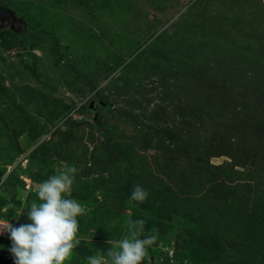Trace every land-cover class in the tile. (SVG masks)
Masks as SVG:
<instances>
[{"label": "rangeland", "instance_id": "rangeland-1", "mask_svg": "<svg viewBox=\"0 0 264 264\" xmlns=\"http://www.w3.org/2000/svg\"><path fill=\"white\" fill-rule=\"evenodd\" d=\"M0 5L18 19L0 30L6 219L29 223L39 183L73 165L86 212L68 264L136 219L143 264H264V0Z\"/></svg>", "mask_w": 264, "mask_h": 264}, {"label": "clouds", "instance_id": "clouds-1", "mask_svg": "<svg viewBox=\"0 0 264 264\" xmlns=\"http://www.w3.org/2000/svg\"><path fill=\"white\" fill-rule=\"evenodd\" d=\"M76 166L69 165L50 175L36 189L37 201L30 203L26 215L29 223L15 226L6 219L0 208V236L7 233L11 241L8 251L14 264H68L74 250L81 244L79 217L85 215V206L71 193ZM147 191L139 184L129 199L143 202ZM143 219L129 221L127 234L118 241L110 239L104 251L85 257L86 264H143L152 236H142Z\"/></svg>", "mask_w": 264, "mask_h": 264}, {"label": "flooded vegetation", "instance_id": "flooded-vegetation-1", "mask_svg": "<svg viewBox=\"0 0 264 264\" xmlns=\"http://www.w3.org/2000/svg\"><path fill=\"white\" fill-rule=\"evenodd\" d=\"M1 6V5H0ZM4 6V5H3ZM2 6V7H3ZM6 10H3L2 11V17H3V20L1 21V26H0V30L2 28H5V27H8V24H12L11 27H14L16 29V26H15V20L17 21L18 19L15 18V16L13 15V12L11 11V9H9L8 7H6ZM15 18V20H14ZM10 27V26H9ZM10 27V28H11ZM17 31V30H16Z\"/></svg>", "mask_w": 264, "mask_h": 264}, {"label": "water", "instance_id": "water-1", "mask_svg": "<svg viewBox=\"0 0 264 264\" xmlns=\"http://www.w3.org/2000/svg\"><path fill=\"white\" fill-rule=\"evenodd\" d=\"M3 10H6V8L5 7H0V26L2 24L1 21L3 20V17H2V14H1Z\"/></svg>", "mask_w": 264, "mask_h": 264}]
</instances>
